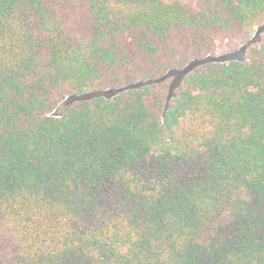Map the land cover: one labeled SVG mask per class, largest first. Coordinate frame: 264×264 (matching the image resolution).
Returning a JSON list of instances; mask_svg holds the SVG:
<instances>
[{"label":"trees","instance_id":"16d2710c","mask_svg":"<svg viewBox=\"0 0 264 264\" xmlns=\"http://www.w3.org/2000/svg\"><path fill=\"white\" fill-rule=\"evenodd\" d=\"M263 24L264 0H0V264H264V35L206 59Z\"/></svg>","mask_w":264,"mask_h":264},{"label":"rangeland","instance_id":"374dc122","mask_svg":"<svg viewBox=\"0 0 264 264\" xmlns=\"http://www.w3.org/2000/svg\"><path fill=\"white\" fill-rule=\"evenodd\" d=\"M185 3L195 2L196 0H180ZM264 35V24L256 27L252 30L251 34L246 39L236 40L230 43L227 47L220 50L217 54L208 56L206 59L214 63L229 64L232 62H244L247 59V53L251 46L259 43L260 38ZM196 62L194 64H198ZM189 69L183 71L174 72L169 75L170 80L172 81L173 87L177 86ZM119 94V91L108 90L105 92L90 93L83 96V99L90 100L95 98H115ZM78 100L77 98L68 97L63 104H61L56 111L52 113L53 116H58L63 109Z\"/></svg>","mask_w":264,"mask_h":264}]
</instances>
